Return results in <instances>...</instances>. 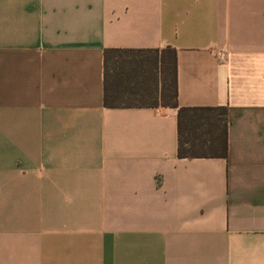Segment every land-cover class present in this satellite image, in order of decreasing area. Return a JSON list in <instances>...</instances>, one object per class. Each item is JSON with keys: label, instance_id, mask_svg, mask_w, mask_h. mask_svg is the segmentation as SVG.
Returning <instances> with one entry per match:
<instances>
[{"label": "crops", "instance_id": "crops-1", "mask_svg": "<svg viewBox=\"0 0 264 264\" xmlns=\"http://www.w3.org/2000/svg\"><path fill=\"white\" fill-rule=\"evenodd\" d=\"M166 46L225 157L104 107L105 48ZM0 264H264V0H0Z\"/></svg>", "mask_w": 264, "mask_h": 264}, {"label": "trees", "instance_id": "trees-1", "mask_svg": "<svg viewBox=\"0 0 264 264\" xmlns=\"http://www.w3.org/2000/svg\"><path fill=\"white\" fill-rule=\"evenodd\" d=\"M103 105L176 108L179 157L227 155V108L178 104L173 47L105 48Z\"/></svg>", "mask_w": 264, "mask_h": 264}]
</instances>
